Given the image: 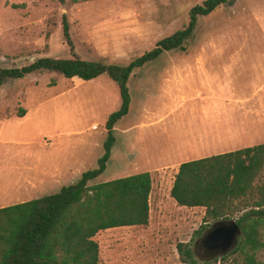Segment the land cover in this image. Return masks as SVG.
<instances>
[{
  "label": "rangeland",
  "instance_id": "374dc122",
  "mask_svg": "<svg viewBox=\"0 0 264 264\" xmlns=\"http://www.w3.org/2000/svg\"><path fill=\"white\" fill-rule=\"evenodd\" d=\"M203 1L0 0V68L70 57L63 14L81 58L125 64L184 28L190 9ZM185 48L164 52L128 81L129 111L113 127L106 169L89 183L150 170L149 223L99 231V264H185L179 243L198 262L214 264L219 257L206 255L200 243L204 208L177 205L170 188L180 162L205 154L189 151L203 114L193 96L208 88L197 66L231 67L232 88L251 94L261 86L258 96L264 94V0H232L198 16ZM119 105L117 85L106 74L82 80L39 71L2 81L0 207L57 192L95 168L105 121Z\"/></svg>",
  "mask_w": 264,
  "mask_h": 264
},
{
  "label": "trees",
  "instance_id": "16d2710c",
  "mask_svg": "<svg viewBox=\"0 0 264 264\" xmlns=\"http://www.w3.org/2000/svg\"><path fill=\"white\" fill-rule=\"evenodd\" d=\"M231 2L204 0L193 6L184 28L160 38L153 48L125 64L81 58L74 49L69 23L63 14L62 35L70 57L44 56L21 66L0 68V83L39 71L82 80L106 74L117 85L120 96L119 107L105 121L107 136L95 168L83 171L74 183L57 192L0 207V264H99V244L94 239L99 231L148 225L150 172L89 182L106 169L115 142L113 127L129 111L128 81L133 71L166 51L186 50L185 42L193 34L197 17ZM170 196L179 206L204 208L205 226L201 228L205 231L213 222L237 215L235 220L241 230L237 245L219 256L214 264L264 262L260 259L264 253V143L181 162ZM176 248L183 263L204 264L196 261L185 243Z\"/></svg>",
  "mask_w": 264,
  "mask_h": 264
},
{
  "label": "crops",
  "instance_id": "0c3cea01",
  "mask_svg": "<svg viewBox=\"0 0 264 264\" xmlns=\"http://www.w3.org/2000/svg\"><path fill=\"white\" fill-rule=\"evenodd\" d=\"M197 67L200 78L204 79L208 88L205 91H196L193 96L202 104L203 114L197 117L196 128L192 131L193 149L189 151L205 153L197 156L200 158L209 156L210 153H222L264 143L261 140L264 139V94L258 96L261 86L247 94L232 88V83L229 82L231 67L224 65L222 72L217 70L220 66L208 68L199 64ZM190 159L196 158L188 160ZM22 201L26 200L20 202Z\"/></svg>",
  "mask_w": 264,
  "mask_h": 264
},
{
  "label": "water",
  "instance_id": "95a60500",
  "mask_svg": "<svg viewBox=\"0 0 264 264\" xmlns=\"http://www.w3.org/2000/svg\"><path fill=\"white\" fill-rule=\"evenodd\" d=\"M241 230L234 218L213 222L203 233V246L219 253V256L231 251L238 242Z\"/></svg>",
  "mask_w": 264,
  "mask_h": 264
},
{
  "label": "flooded vegetation",
  "instance_id": "af4514ba",
  "mask_svg": "<svg viewBox=\"0 0 264 264\" xmlns=\"http://www.w3.org/2000/svg\"><path fill=\"white\" fill-rule=\"evenodd\" d=\"M200 243H201V246H202V248H203V250H204V253L206 254V255H216L218 252H215V251H212V250H209V249H207L206 247H204L203 246V243H202V240H200Z\"/></svg>",
  "mask_w": 264,
  "mask_h": 264
}]
</instances>
